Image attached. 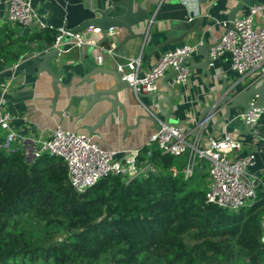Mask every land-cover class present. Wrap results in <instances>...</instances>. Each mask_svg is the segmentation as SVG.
<instances>
[{
    "label": "trees",
    "instance_id": "1",
    "mask_svg": "<svg viewBox=\"0 0 264 264\" xmlns=\"http://www.w3.org/2000/svg\"><path fill=\"white\" fill-rule=\"evenodd\" d=\"M0 27V73L54 46L59 32L20 35ZM264 133V116L261 119ZM143 148L159 171L143 179L108 176L83 193L55 157L25 160L0 150V264H264L260 242L264 186L248 209L229 212L205 201L207 169L174 177L178 157ZM183 158V157H181ZM204 188H196L197 181ZM64 229L61 242H41L35 226ZM47 240V239H46Z\"/></svg>",
    "mask_w": 264,
    "mask_h": 264
},
{
    "label": "built area",
    "instance_id": "2",
    "mask_svg": "<svg viewBox=\"0 0 264 264\" xmlns=\"http://www.w3.org/2000/svg\"><path fill=\"white\" fill-rule=\"evenodd\" d=\"M6 11L5 23H12L22 29L40 31L50 28L46 15L38 13L33 6V0H0ZM264 13V4H255L247 12L236 17L232 22L217 21L225 30L232 23L234 31L223 35L217 48L210 51V67L224 54L230 55L231 69L238 76V81L228 88L231 94L256 88L264 80V19L259 25L256 17ZM100 35L99 29H93ZM113 33V32H112ZM111 33V34H112ZM65 35V29H60L59 36L53 47H58ZM96 46L94 41H87L82 35L74 37L71 48L84 49ZM113 46V45H112ZM113 48V47H112ZM103 52L111 50L102 49ZM196 53V45L186 42L181 46L166 51L158 62L148 69L144 75L138 74L140 60L128 58L124 68H121L123 78L137 95L155 94L158 92L160 81L170 71L177 74L172 79L173 87L186 84L189 70L181 68L184 58ZM38 55V54H37ZM35 55L33 58H35ZM103 56L97 58L101 65ZM21 60L6 72L0 74V150L6 153L21 152L25 160L33 161L43 156L55 157L62 161L66 168L70 186L78 193H83L95 186L101 179L108 176H121L124 180L143 179L159 169L148 160L140 162L141 151H123L122 158L117 159L118 152L103 150L89 136L62 129L60 126L45 134L43 131L22 134L12 127L14 116L7 109V96L14 91L15 72ZM256 97L250 103H255ZM262 109L248 114L240 112L233 117L246 120L251 124L252 136L257 143L264 147V133L261 119ZM29 127L28 118L18 117ZM211 121L208 119L200 125L201 136L192 137L183 126L162 127L156 131L148 145L147 157L151 156L152 148H157L162 155L185 159L182 169L172 170L174 177L181 174L185 179L194 175L196 168L206 165L207 179L205 185V201L223 208L229 212H238L250 208L256 199L258 188L264 186L261 177L251 169L256 164L257 151L236 158L234 155L243 148L242 134L233 137L225 133L220 138L210 139L206 147L200 146L202 135L207 132ZM260 242L264 245V220L261 223Z\"/></svg>",
    "mask_w": 264,
    "mask_h": 264
},
{
    "label": "crops",
    "instance_id": "3",
    "mask_svg": "<svg viewBox=\"0 0 264 264\" xmlns=\"http://www.w3.org/2000/svg\"><path fill=\"white\" fill-rule=\"evenodd\" d=\"M245 1L243 8L238 11L237 17L243 16L252 5L264 4V0ZM112 3H126L135 7L141 5L147 11L150 15L149 23L137 30V33L146 34V41L135 40L129 42L124 49L115 52V43L113 46L107 43L98 45L101 35L95 34L93 30L82 34V38L95 42L96 46H92L95 47L92 55L96 62L99 56H103L101 66L105 69L114 70L117 68V62L123 60L126 63L128 58L135 57L140 60L137 69L138 74L142 76L168 50L175 49L186 42L195 45L201 42H217L225 32V29L220 24H217V21H229L230 13L237 7L240 0H210L207 3H200L198 0H33V6L38 13L46 15L48 26H50L49 29L58 32L60 29L65 28L74 29L84 21L93 18V13L96 9L106 7ZM124 11L123 8L117 9V12L121 15ZM5 15L4 6L0 5V22L5 19ZM200 19L203 21L202 29L195 34L194 38H189L178 45H163L168 39L178 37L181 34L179 27H194ZM263 19V12L256 17L259 25ZM22 31L29 35L35 32L25 29H22ZM124 36L125 34L123 33L122 37ZM70 47L68 45L67 51L64 53L67 65L77 63L82 53L84 57L87 56L88 47H84V49H70ZM102 49L111 50V52H103ZM37 54L28 55L21 59L20 66L15 72V88L7 96V109L14 116L12 127L22 134L35 131H43L48 134L60 126L64 130L89 136L84 128L90 124L89 122L78 121V119L69 116L59 118L53 114L51 109L54 96L52 79L47 73H37L39 62H35L33 58ZM193 56L197 63L203 61L201 55L195 53ZM51 66L55 70L57 69L56 62H52ZM10 68L0 74L3 73V76L10 75V73L6 72ZM187 69L189 70V76L186 84L176 88L170 121L175 124L186 122L190 127H194L200 113L203 111L202 103L209 105L212 101V96L218 97L223 87L228 89L233 83L238 81V76L231 69L229 54L221 56L210 67V79L200 69L191 71L189 63L187 64ZM160 91H165L162 80L158 87V92ZM131 96V103L127 105L126 123L123 121L122 112L118 111L109 119L105 126L97 130L96 136L90 137L101 149L118 152L117 159L122 158L123 151H142L143 148L147 147L152 135L156 132L151 121L141 118L138 123V117L153 115L158 125H162L164 121L157 107L158 97H152V94L138 96L133 91ZM63 105L61 103L58 104L57 111H61ZM165 107L167 110L170 109L168 105ZM108 108L109 105L105 104L103 111ZM240 112V110H234L233 117ZM19 116L28 118L29 127H26L24 122L18 118ZM183 128L185 127L183 126ZM225 133L233 137H238L242 134L244 145L240 151L235 153L234 156L236 158H241L250 152L257 151L256 164L251 169V172L259 175L264 181V147L257 143L252 135L245 133L241 126L234 128L223 124L213 136L209 126L207 132L200 139V146L206 147L210 139L220 138ZM180 161L183 162L185 159L182 158Z\"/></svg>",
    "mask_w": 264,
    "mask_h": 264
},
{
    "label": "water",
    "instance_id": "4",
    "mask_svg": "<svg viewBox=\"0 0 264 264\" xmlns=\"http://www.w3.org/2000/svg\"><path fill=\"white\" fill-rule=\"evenodd\" d=\"M198 1L207 3L210 0ZM245 3V0H240L237 7L232 10L229 15L230 22L237 17L238 11L243 8ZM119 8L125 10L122 15L117 12ZM93 15V18L84 21L74 29L65 28V35L58 47H52V49L38 54L34 58L35 62H39L37 73H47L52 79L54 96L51 109L53 114L59 118L69 116L78 119V121L89 122L90 124L84 127L89 137L96 136L97 130L105 126L109 119L118 111L122 112L123 121L126 123L127 105L131 103V92L133 90L123 78L124 73L121 70L125 66L123 60L117 62L116 69H105L95 61L92 55L95 47L89 46L86 57L82 53L77 63L67 65L64 54L67 51V46L71 45L75 36L82 35L93 29H99L101 40L98 45L104 43L113 45L115 43L114 51L118 52L124 49L129 42L135 40L146 41V34L137 33V30L147 25L150 20V15L141 5L135 7L126 3H112L106 7L98 8ZM202 24L203 21L200 19L194 27H179L181 34L178 37L168 39L163 45H178L189 38H194L195 34L202 29ZM231 31H234L232 23L225 30L224 35ZM123 33L125 34L124 37H122ZM222 38L223 36L215 43H198L196 45V54L201 55L203 61L197 63L192 55L184 58L180 67L186 68L189 63L191 71L200 69L210 79V51L220 45ZM52 62H56V70L51 66ZM176 74L177 72L175 71L167 73L162 79L165 91L152 94V97H158L157 107L164 119L163 124L158 125L153 115L138 117V123L141 118H146L152 122L156 131L161 130L164 126H184L192 137H200V125L209 119L211 121L212 136L220 130L223 124L234 128L241 126L245 133L252 135L251 124L247 123L246 120H233V111L240 110L244 114H248L254 110L262 109L264 104V80L258 87L245 89L236 94H231V91L223 87L218 97L212 96V101L209 105L202 103L203 111L200 113L196 125L190 127L186 122L175 124L170 121L173 99L176 96V88L172 86L171 81ZM138 96H142V94L139 93ZM255 97V103H250L251 99ZM60 103L64 105L61 111H57V106ZM105 104L109 105V108L103 111ZM166 105L170 106V109L167 110Z\"/></svg>",
    "mask_w": 264,
    "mask_h": 264
},
{
    "label": "rangeland",
    "instance_id": "5",
    "mask_svg": "<svg viewBox=\"0 0 264 264\" xmlns=\"http://www.w3.org/2000/svg\"><path fill=\"white\" fill-rule=\"evenodd\" d=\"M20 35H29L26 34L25 32L20 30ZM182 158H180L179 160H181ZM184 163H182L183 165ZM176 170L177 167H175ZM204 181H197L196 184H194V187H198V188H204ZM264 220V217L262 219V221ZM69 236V233L64 230V229H53V228H48V227H44L43 226H35V237L37 238V240L41 241V242H61L65 239H67V237ZM47 239V240H46Z\"/></svg>",
    "mask_w": 264,
    "mask_h": 264
}]
</instances>
